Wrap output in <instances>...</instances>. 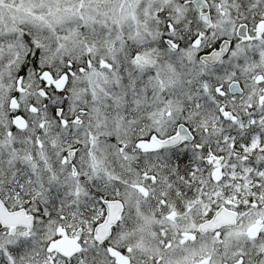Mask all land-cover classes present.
I'll return each instance as SVG.
<instances>
[{"label":"snow or ice","instance_id":"obj_1","mask_svg":"<svg viewBox=\"0 0 264 264\" xmlns=\"http://www.w3.org/2000/svg\"><path fill=\"white\" fill-rule=\"evenodd\" d=\"M0 264H264V0H0Z\"/></svg>","mask_w":264,"mask_h":264}]
</instances>
